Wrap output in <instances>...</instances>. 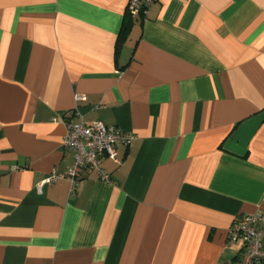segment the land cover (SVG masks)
Segmentation results:
<instances>
[{"label":"crops","instance_id":"obj_1","mask_svg":"<svg viewBox=\"0 0 264 264\" xmlns=\"http://www.w3.org/2000/svg\"><path fill=\"white\" fill-rule=\"evenodd\" d=\"M128 1L0 0V264H235L264 213V0ZM80 122L135 139L38 191Z\"/></svg>","mask_w":264,"mask_h":264},{"label":"built area","instance_id":"obj_2","mask_svg":"<svg viewBox=\"0 0 264 264\" xmlns=\"http://www.w3.org/2000/svg\"><path fill=\"white\" fill-rule=\"evenodd\" d=\"M157 0H129L128 15L132 18L145 14L147 8ZM85 100V97H77ZM135 136L117 126L102 122L86 124L67 123L63 146L72 152L73 161L64 176L52 173L38 186L41 191L46 184L55 183L61 178L70 182V192L74 193L84 174L96 173L98 178L108 181L109 176L102 167V158L117 161V147L128 146ZM230 241H241L242 249L235 264H264V213L245 214L235 220L228 230Z\"/></svg>","mask_w":264,"mask_h":264},{"label":"trees","instance_id":"obj_3","mask_svg":"<svg viewBox=\"0 0 264 264\" xmlns=\"http://www.w3.org/2000/svg\"><path fill=\"white\" fill-rule=\"evenodd\" d=\"M129 21H131V18L128 16V18H127V22H129ZM128 27H129V24H128V23L125 24V27H124V29H123V31L121 32V35H120V37H119V41H118L119 44L121 43V41L123 40L125 34L127 33V31H128Z\"/></svg>","mask_w":264,"mask_h":264}]
</instances>
